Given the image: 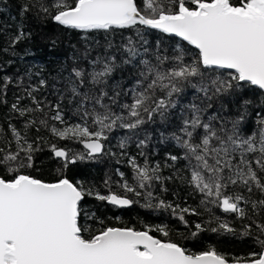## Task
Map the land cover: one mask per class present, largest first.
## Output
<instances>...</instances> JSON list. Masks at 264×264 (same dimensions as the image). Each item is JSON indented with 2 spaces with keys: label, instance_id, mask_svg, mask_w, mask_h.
Returning a JSON list of instances; mask_svg holds the SVG:
<instances>
[{
  "label": "snow or ice",
  "instance_id": "snow-or-ice-1",
  "mask_svg": "<svg viewBox=\"0 0 264 264\" xmlns=\"http://www.w3.org/2000/svg\"><path fill=\"white\" fill-rule=\"evenodd\" d=\"M19 9L84 34L133 36L118 45L109 39L95 55L86 49L55 100L43 95L49 85L40 79L11 103L17 123H0V264H264V117L257 131L241 128L252 103L241 89L264 90V0H21ZM153 32L161 35L150 43ZM24 38L19 31L10 46ZM125 70L131 87L109 83ZM23 82L21 77L17 83ZM13 83L8 76L0 80V104H7ZM186 93L204 103L177 108ZM228 96L240 105L235 118L205 114L214 100ZM173 109L186 115L171 134L181 150L168 154L171 163L150 162L145 135L136 140L137 154L119 153L127 157L132 182L117 168L119 180L105 179L103 194L68 174L78 162L116 156L106 152L105 142L117 129L127 130L119 143L126 149L157 118L170 123ZM61 142L78 143L85 151ZM45 149L58 165L51 179L38 174ZM178 161L185 162L183 169L176 168ZM163 167L176 173L165 177ZM174 179L200 194L198 206L181 207L154 195L157 186L166 192L165 182ZM88 198L121 209L143 199V207L167 210L186 227V217L214 206L241 221L242 231L213 216L194 224L193 238L205 231L228 233L252 237L259 247L243 257L215 247L191 252L171 238L167 225L106 224Z\"/></svg>",
  "mask_w": 264,
  "mask_h": 264
},
{
  "label": "trees",
  "instance_id": "trees-1",
  "mask_svg": "<svg viewBox=\"0 0 264 264\" xmlns=\"http://www.w3.org/2000/svg\"><path fill=\"white\" fill-rule=\"evenodd\" d=\"M21 0H0V80L4 77H12L14 83L7 90V104H0V123H17L14 113L9 111L11 103L15 101L17 95H23L22 89L29 84L36 85L40 79H46L49 87L41 89V92L48 100H55L56 93L64 84L68 77L69 70L77 63H82L81 57L88 50L89 56L99 52L100 45L111 40L114 45L123 43L124 38L133 36V31H117L111 34L96 32L92 34L80 33L76 30L66 29L54 23L51 20H44L33 15L21 14L19 3ZM25 33V38L15 46L11 45L12 38L19 32ZM161 34L153 32L148 36L151 43ZM134 38V37H133ZM178 44L183 43L178 38H174ZM8 49V51H4ZM128 66H125L127 69ZM23 78V84H18L19 78ZM131 77L127 70L117 71L113 74V80L109 83H120L121 86L127 85L131 87ZM242 93H246L245 98L252 101L248 106L247 112L244 114L245 119L241 123L242 129H251L257 131L259 128V120L264 117V92L256 86L244 85L241 89ZM204 103L195 93L182 94L178 99L177 108L183 110L184 107L191 103ZM223 105V111L217 113L215 110ZM240 111V105L236 103V98L232 96L216 99L212 102L210 108L206 109V115H220L227 120L235 118L237 112ZM170 123L163 122L157 118L154 122L145 126L144 131L138 136L132 138V142L126 149H120V140L128 135L127 130L117 129L109 135V140L105 142L106 152L110 150L116 153V156L109 154L102 155L95 160L78 162L74 166H70L69 175L75 180L83 181L88 186H95L103 194H107L108 189L104 186V181L111 177L112 181H118L119 177L115 174L116 169L125 173V176L132 182V169L127 163V157H121L119 153L126 151L128 155H135L138 152L136 148V140L147 135L150 138L148 152L150 162H160L163 165L167 160L168 154H176L181 151L177 148L175 142L171 139V134L175 130L176 123L179 121L182 111L172 110ZM22 119V118H21ZM67 143L70 148L77 152L85 151L83 146L75 142ZM141 161L143 157L139 158ZM43 160L40 164L39 161ZM117 160L120 163H117ZM184 161L176 162V168L183 169ZM38 164L41 168L39 175L51 179L55 174V168L58 166L56 162L48 159V151L39 154ZM52 172V176L49 172ZM176 173V169L162 168V175L167 177ZM113 190L119 191L112 185ZM164 187L166 192H161L159 186L154 189V195L165 199L166 201L180 204L181 207L191 205L196 207L200 204L201 196L194 192L191 187L182 182L180 179L166 181ZM131 195V194H129ZM90 205L99 209L97 215L105 220L106 224L113 226H135L142 228L147 225H167L171 238L179 240L191 252H200L207 250L209 247H215L218 252L226 253L230 257L246 256L258 248L252 237H243L228 233H213L205 231L200 233L196 238L191 236V232L195 231V223H205L213 216L220 217L222 220L228 221L237 227L238 232L242 231L240 227L241 221L237 220L233 214L224 213L222 210L211 207V211L201 209L202 215L199 217L188 216L189 227L181 223L176 216L169 211L157 208H146L142 205L144 200L140 199L138 204L130 208H116L106 202H100L94 198H88ZM118 218V219H117ZM215 227L213 223L211 225ZM99 227V225H94ZM159 235V234H157Z\"/></svg>",
  "mask_w": 264,
  "mask_h": 264
},
{
  "label": "water",
  "instance_id": "water-1",
  "mask_svg": "<svg viewBox=\"0 0 264 264\" xmlns=\"http://www.w3.org/2000/svg\"><path fill=\"white\" fill-rule=\"evenodd\" d=\"M179 39V38H178ZM257 87V86H256ZM264 92V90H262Z\"/></svg>",
  "mask_w": 264,
  "mask_h": 264
}]
</instances>
